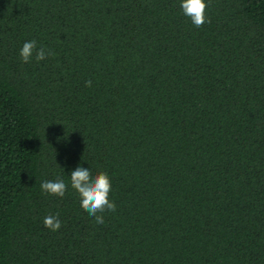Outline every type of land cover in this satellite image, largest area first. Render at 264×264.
<instances>
[{
  "label": "trees",
  "instance_id": "obj_1",
  "mask_svg": "<svg viewBox=\"0 0 264 264\" xmlns=\"http://www.w3.org/2000/svg\"><path fill=\"white\" fill-rule=\"evenodd\" d=\"M0 264H264V0H0Z\"/></svg>",
  "mask_w": 264,
  "mask_h": 264
},
{
  "label": "clouds",
  "instance_id": "obj_2",
  "mask_svg": "<svg viewBox=\"0 0 264 264\" xmlns=\"http://www.w3.org/2000/svg\"><path fill=\"white\" fill-rule=\"evenodd\" d=\"M179 9L196 27L206 21V0H179ZM51 54L44 47H37L35 39L25 40L19 48V58L24 63L30 62L33 58L39 62ZM68 176L71 185L78 191L80 204L97 223H102L103 216L97 213L115 209V203L109 198L112 186L109 174L105 171L93 172L91 167L81 160L71 167ZM67 187L68 182L60 176L40 182L41 191L50 195L63 196ZM61 223L58 213H50L43 217L44 227L50 230H58Z\"/></svg>",
  "mask_w": 264,
  "mask_h": 264
}]
</instances>
